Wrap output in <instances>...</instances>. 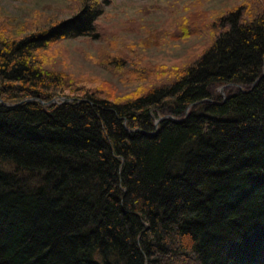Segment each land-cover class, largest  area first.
<instances>
[{
  "label": "trees",
  "instance_id": "1",
  "mask_svg": "<svg viewBox=\"0 0 264 264\" xmlns=\"http://www.w3.org/2000/svg\"><path fill=\"white\" fill-rule=\"evenodd\" d=\"M253 1L174 11L169 43L205 40L184 63L129 67L92 45L95 63L126 67L124 95L53 68L64 42L102 40L111 0H67L65 19L0 14V264H264V1Z\"/></svg>",
  "mask_w": 264,
  "mask_h": 264
},
{
  "label": "rangeland",
  "instance_id": "2",
  "mask_svg": "<svg viewBox=\"0 0 264 264\" xmlns=\"http://www.w3.org/2000/svg\"><path fill=\"white\" fill-rule=\"evenodd\" d=\"M111 1L110 4L102 7V15L98 20V25L103 30L102 40L95 41L93 44L83 39L64 42L65 53L55 57L54 69L80 81H106L115 88L118 95H124L135 90L131 81L128 83L127 80L119 79L126 67L110 70L106 66L95 63L94 60H99L100 56L98 49L92 45L101 46L100 48L106 56L109 55L107 53L116 55L123 53L130 67L137 60L136 56L145 58L152 64L179 60L184 63L194 49L205 42L204 39L190 38L181 42L169 43L163 34L165 32L163 26L174 11L180 16H184V9L190 8L200 0ZM202 1L206 2L204 8L214 13H224L240 4V0ZM254 2L248 0L251 7L254 6ZM66 5L67 0H0V14L14 24L31 21L37 13L46 16L57 15L59 19H65L68 18L63 16L68 13V10L63 11ZM127 70L130 69L127 68ZM227 90H232V87Z\"/></svg>",
  "mask_w": 264,
  "mask_h": 264
},
{
  "label": "water",
  "instance_id": "3",
  "mask_svg": "<svg viewBox=\"0 0 264 264\" xmlns=\"http://www.w3.org/2000/svg\"><path fill=\"white\" fill-rule=\"evenodd\" d=\"M264 75V70H263V73H262V76ZM260 79V78H259ZM259 79H257V81L254 83V85H252V87H254L255 85H256V83H258V81H259ZM236 87V88H238L239 90H242L239 86H237V85H230V87ZM229 87V86H228ZM225 87H223L222 89H224ZM222 89L220 90V93L223 95V98L225 99V96H224V94H223V91H222ZM63 102H65V100H63ZM166 119H169V117H165V118H162V119H160V120H158V121H156V127H157V123L158 122H161V121H163V120H166Z\"/></svg>",
  "mask_w": 264,
  "mask_h": 264
},
{
  "label": "bare ground",
  "instance_id": "4",
  "mask_svg": "<svg viewBox=\"0 0 264 264\" xmlns=\"http://www.w3.org/2000/svg\"><path fill=\"white\" fill-rule=\"evenodd\" d=\"M226 88H228V87H226ZM226 88H224V89H226Z\"/></svg>",
  "mask_w": 264,
  "mask_h": 264
}]
</instances>
